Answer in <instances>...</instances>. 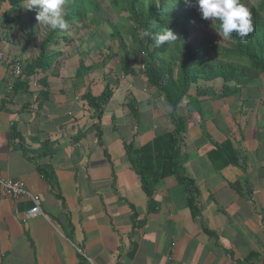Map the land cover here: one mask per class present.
Wrapping results in <instances>:
<instances>
[{"label":"crops","instance_id":"0c3cea01","mask_svg":"<svg viewBox=\"0 0 264 264\" xmlns=\"http://www.w3.org/2000/svg\"><path fill=\"white\" fill-rule=\"evenodd\" d=\"M4 11L0 177L38 196L42 216L27 218L29 201L0 194V264H264V74L189 89L173 115L197 194L169 176L149 200L125 147L172 131L170 111L139 64L127 65L136 74L123 70L117 49L122 62L128 48L116 40L105 57L91 37L62 41L46 71L15 77L13 65L35 60L44 39L36 44L34 29L19 38L24 11L9 33ZM105 88L97 119L85 95Z\"/></svg>","mask_w":264,"mask_h":264},{"label":"trees","instance_id":"16d2710c","mask_svg":"<svg viewBox=\"0 0 264 264\" xmlns=\"http://www.w3.org/2000/svg\"><path fill=\"white\" fill-rule=\"evenodd\" d=\"M78 1L73 0L65 12L64 18L69 22L65 30H72L75 24L82 22L83 8ZM107 1L113 10L119 12L123 10L128 14L133 24L131 36L135 38L137 49L142 55L143 68L138 74L145 76L148 85L162 95L170 111L168 119L172 127V131L155 138L139 149L127 145L125 147L127 162L139 177L141 188L149 200L156 184L169 176L175 177L178 183L183 184L189 195H196L193 182L185 175L180 161V134L183 127L174 117V110L181 104L189 89L197 86L201 81L221 79L223 84L231 82L236 86H245L264 74V0H258L255 5L248 7L253 31L243 40L234 32L231 38L226 39L228 41L226 46L218 45L211 37L212 33H217L219 21L213 23L211 20L204 21L197 18L193 7L185 3V0ZM241 2L246 4V0ZM86 3V10L98 19L99 5L95 0H86ZM2 7H5V11L1 21L8 28L9 33L14 29L20 12L24 11L27 14L34 12L26 8V0H0V9ZM100 21L104 25L111 22L106 16H100ZM199 24L202 25L201 29ZM165 28L177 35L178 45L181 48V60L175 67H173L174 63L168 64L164 59L169 44L156 47L151 38L152 34ZM65 30L48 32L38 47L37 58L22 70L23 76L46 71L50 67L51 47L58 46L62 41H68L58 35ZM145 31L150 35L143 36ZM112 32L119 34L117 27ZM34 35L35 32L30 35L32 42ZM127 54L124 56L122 68L128 74H136L133 70H127ZM211 56L217 57L219 61H210ZM110 96L108 88H105L98 98L85 95V101L94 110L97 119L101 118ZM12 134H14L13 129ZM150 209L149 202V212Z\"/></svg>","mask_w":264,"mask_h":264},{"label":"rangeland","instance_id":"374dc122","mask_svg":"<svg viewBox=\"0 0 264 264\" xmlns=\"http://www.w3.org/2000/svg\"><path fill=\"white\" fill-rule=\"evenodd\" d=\"M73 0H65L64 5L62 6V15H65V12L68 8V6L72 3ZM82 6V15H81V24H77L76 30L70 31V30H65L64 33H59L60 37L62 39H67L68 41H64L65 45L74 43L75 40L79 43L80 39H84L85 37L88 36L89 38L91 37L93 41L87 40V43H93L95 44V47L99 46V52L100 54L109 55L110 53L106 52L109 48L112 46V42L116 43L115 41H118V45L123 43L125 47L128 48V54L127 56V64L131 63L134 66H141L142 68V61H141V52L138 51L137 45H136V40L134 37H132V22L128 18V14L125 11H116L113 10L110 6V3L107 0H95V2L99 5L100 10L98 13H100L99 18L95 19L93 14L89 12V10H86L87 3L86 0H79ZM78 1V2H79ZM258 2V0H246L245 6L248 8L252 5H255ZM192 4H195V0L193 1ZM193 10L195 11L196 17L201 19L200 13L198 9L194 6ZM100 16H106L108 17L111 22L108 25H104L100 21ZM21 18L18 20V24H21V27L19 30L16 32L18 33V36L20 39L26 38V35L31 29H34L36 31V39L35 42L36 44L40 43L48 34L50 29L42 24H39L38 21L36 20V12L34 11L32 14H27V13H22ZM203 20V19H201ZM206 21V20H204ZM210 21V20H207ZM200 25V29L202 28V25ZM117 27V33H113V29ZM81 30H80V29ZM80 30V32H79ZM113 33V34H112ZM117 34V35H116ZM212 39L215 43H217L220 46H226L228 44V41L224 39L223 37H220L217 33H212ZM76 38V39H75ZM91 39V40H92ZM113 39V40H111ZM111 40V41H110ZM67 43V44H66ZM63 45V43L61 44ZM97 48V49H98ZM114 48V47H113ZM121 48V49H120ZM107 49V50H106ZM120 50H123L122 47L118 46V54H119V60L120 63L123 64L124 62V57L123 61L121 57ZM127 54V55H128ZM94 57L98 58V54L94 53ZM113 55V54H111ZM102 57V55H101ZM164 59L167 61L168 64L174 63L173 67H175L179 61L181 60V48L178 45V41L174 43H170L168 45V48L166 50V53L164 54ZM125 60V62H126ZM210 61L215 62L219 61V59L215 56H211ZM120 66V65H119ZM175 74V73H174Z\"/></svg>","mask_w":264,"mask_h":264},{"label":"clouds","instance_id":"9594fccd","mask_svg":"<svg viewBox=\"0 0 264 264\" xmlns=\"http://www.w3.org/2000/svg\"><path fill=\"white\" fill-rule=\"evenodd\" d=\"M27 9L36 12V20L39 24L47 26L50 30H65L69 22L62 15V6L65 0H26ZM190 6L198 9L201 19L211 20L213 23L219 21L218 35L224 39H229L235 32L243 40L253 31L251 13L241 0H185ZM145 31L143 36H149ZM154 45L174 43L177 35L170 29H163L151 35Z\"/></svg>","mask_w":264,"mask_h":264},{"label":"built area","instance_id":"2783aa9c","mask_svg":"<svg viewBox=\"0 0 264 264\" xmlns=\"http://www.w3.org/2000/svg\"><path fill=\"white\" fill-rule=\"evenodd\" d=\"M11 70L15 77H20L22 74V65L17 62L13 65ZM0 194L9 197L14 201H29L32 204V207L26 212L27 218L42 216L38 206L39 197L29 192L23 183L0 177Z\"/></svg>","mask_w":264,"mask_h":264}]
</instances>
